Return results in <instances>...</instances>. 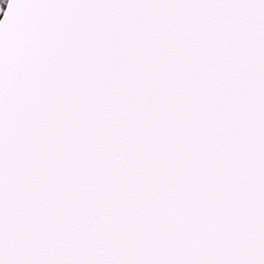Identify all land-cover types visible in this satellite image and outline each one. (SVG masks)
<instances>
[{
    "label": "snow or ice",
    "instance_id": "obj_1",
    "mask_svg": "<svg viewBox=\"0 0 264 264\" xmlns=\"http://www.w3.org/2000/svg\"><path fill=\"white\" fill-rule=\"evenodd\" d=\"M0 13V264H264V0Z\"/></svg>",
    "mask_w": 264,
    "mask_h": 264
},
{
    "label": "rangeland",
    "instance_id": "obj_2",
    "mask_svg": "<svg viewBox=\"0 0 264 264\" xmlns=\"http://www.w3.org/2000/svg\"><path fill=\"white\" fill-rule=\"evenodd\" d=\"M4 4H6V0H0V7H2Z\"/></svg>",
    "mask_w": 264,
    "mask_h": 264
},
{
    "label": "trees",
    "instance_id": "obj_3",
    "mask_svg": "<svg viewBox=\"0 0 264 264\" xmlns=\"http://www.w3.org/2000/svg\"><path fill=\"white\" fill-rule=\"evenodd\" d=\"M2 13L0 14V17H1Z\"/></svg>",
    "mask_w": 264,
    "mask_h": 264
},
{
    "label": "water",
    "instance_id": "obj_4",
    "mask_svg": "<svg viewBox=\"0 0 264 264\" xmlns=\"http://www.w3.org/2000/svg\"><path fill=\"white\" fill-rule=\"evenodd\" d=\"M2 17V16H1Z\"/></svg>",
    "mask_w": 264,
    "mask_h": 264
}]
</instances>
